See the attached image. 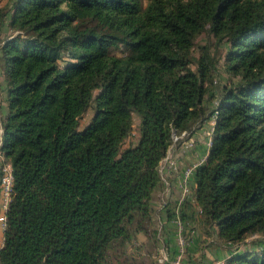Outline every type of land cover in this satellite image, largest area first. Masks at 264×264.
<instances>
[{
	"label": "trees",
	"instance_id": "obj_1",
	"mask_svg": "<svg viewBox=\"0 0 264 264\" xmlns=\"http://www.w3.org/2000/svg\"><path fill=\"white\" fill-rule=\"evenodd\" d=\"M3 27L0 264H156L192 223L228 245L221 264H264V0H0ZM203 32L222 54H194ZM211 118L193 198L152 219L160 164Z\"/></svg>",
	"mask_w": 264,
	"mask_h": 264
},
{
	"label": "crops",
	"instance_id": "obj_2",
	"mask_svg": "<svg viewBox=\"0 0 264 264\" xmlns=\"http://www.w3.org/2000/svg\"><path fill=\"white\" fill-rule=\"evenodd\" d=\"M3 84L0 81V131L2 132V120L7 115V107L5 102V93H4ZM138 117V116H137ZM138 123H139V117ZM210 124L207 121L203 126L198 128L190 137L193 140V144L191 148L185 149L182 145L175 148L174 152H177L178 163L176 173H172L170 168L167 164L164 166L160 164V174L161 178L163 176L167 177L170 180V186L168 190L161 192L160 186L158 185L153 192V196L151 199V208L152 213L151 217L155 220V218L162 217V222H166L167 219L165 218V212L160 208L161 204L166 202H180L182 200H188L193 198L194 192V178L193 173L191 172L190 176L188 177L186 186L188 188V192L184 193L183 191V171L189 168L192 162H203L206 158L208 145L206 142V132L210 128ZM178 153H181L179 156ZM172 155V154H171ZM197 160V161H196ZM3 161L2 155L0 152V168L1 162ZM194 162V163H195ZM175 174V175H173ZM190 188V189H189ZM197 211V208H196ZM174 223L173 221H171ZM170 223V222H169ZM168 224V221L166 222ZM174 225H176L174 223ZM190 226V239L188 241L185 253V259L192 264H211L214 260H224L226 257L230 255V250L228 245L221 244L217 241L215 236L212 234L211 236H206L201 229L199 228V224L192 223ZM174 234L173 240L176 241V237L178 232L180 231V227H174ZM3 230L4 227L0 224V247L3 242Z\"/></svg>",
	"mask_w": 264,
	"mask_h": 264
},
{
	"label": "built area",
	"instance_id": "obj_3",
	"mask_svg": "<svg viewBox=\"0 0 264 264\" xmlns=\"http://www.w3.org/2000/svg\"><path fill=\"white\" fill-rule=\"evenodd\" d=\"M208 122L211 126L209 130L206 132L207 134L206 142H207V145L209 146L211 143L213 118H211ZM183 134L184 133H182L181 136L174 135L173 142L175 143L176 140L179 137H182ZM1 144H2V133L0 131V145ZM192 144H193V140L189 138L184 142L183 148L189 149L191 148ZM178 154L180 156L181 153H178ZM162 162L164 163V166L167 164V166L171 168V171L176 173V169L178 167L177 166V163H178L177 155L175 156L174 154L172 155L167 154V156L163 159ZM197 165H198V162H195L191 164L189 168L183 171V182H184L183 191L184 193L188 189L185 184L186 180L190 176L192 170L195 169ZM0 169H1V173H0V224L2 227H4L5 212H6V208L8 205L9 196H10V192L12 189L14 179H13V173H12V166L9 161L2 162ZM164 181H165V188L167 189L169 182L167 180H164ZM187 242L188 241L185 240L184 235L180 232L177 236V241H176L178 245L177 253L174 254L173 256H170L169 251L165 247H162L160 249L158 256L156 257V264H192L191 262L185 259V251L187 247ZM221 263L222 262L220 260H215L211 264H221Z\"/></svg>",
	"mask_w": 264,
	"mask_h": 264
},
{
	"label": "rangeland",
	"instance_id": "obj_4",
	"mask_svg": "<svg viewBox=\"0 0 264 264\" xmlns=\"http://www.w3.org/2000/svg\"><path fill=\"white\" fill-rule=\"evenodd\" d=\"M4 2H6V0H2V3H4ZM146 2H147V0H144V4H146ZM1 30L2 31L0 32V38L1 37H4L5 32L6 33L9 32L8 29H6L5 27H3ZM206 44L210 45L211 50L213 52H215L216 54H218V55L219 54H222L223 51L226 48V44L224 42L216 43V41L213 38H210L207 35V32H203L195 40V45H194V50H193L194 54H198L199 53V50H200V47L201 46H204ZM124 51H125V47L122 46V45H120L118 47H115V48H112V52L114 54H117V55L124 54ZM217 67H218L217 72H216V74H214V80H215L214 81L215 87H213L214 89L215 88H218L216 86H220V85H222V84H224V83H226V82L229 81L228 76H227V73L225 72V69L223 68V66L218 65ZM90 114H91V110L89 109L87 111V113L85 114L84 118L81 121V124L82 125L86 122V120L88 119V117H89ZM137 118H138L137 115H134V128L132 129V132L130 133V135L127 137V140H126L127 141V144L130 143V142H132L135 139L136 135H137V125H138V119ZM205 136H207V134ZM194 162H192V163H194ZM173 175H175V174H173ZM161 234H162V230H159L157 232V234L155 235V239L157 238V241H159V242H161V240H162ZM138 237H139L140 240L145 238L143 235H138ZM160 247L161 246L158 244L157 249H159Z\"/></svg>",
	"mask_w": 264,
	"mask_h": 264
}]
</instances>
